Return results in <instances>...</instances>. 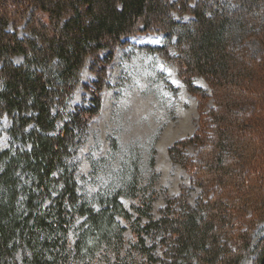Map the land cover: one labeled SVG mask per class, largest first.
Listing matches in <instances>:
<instances>
[{"label":"trees","instance_id":"trees-1","mask_svg":"<svg viewBox=\"0 0 264 264\" xmlns=\"http://www.w3.org/2000/svg\"><path fill=\"white\" fill-rule=\"evenodd\" d=\"M2 2L0 121L11 118L12 144L0 151V264H132L136 254L150 264H245L249 259L264 264V232L257 231L264 220V65L244 41L260 34L264 43V0H233L235 5L227 0ZM174 12L194 19L182 22ZM24 21L28 35L20 37ZM153 31L163 32L166 42L142 49L175 60L190 90L204 96L194 84L196 76L203 77L217 104L215 134L170 148L173 159L186 161L183 147L201 142L195 181L203 198L196 206L186 193L168 198L159 218L153 214L158 174L145 183L136 151L124 161L116 183L92 194L80 189L73 157L90 117L100 111L106 65L97 69L91 103L84 101L65 116L89 56L99 62L101 51L110 50L108 63L129 36ZM16 56L23 62L17 64ZM254 83L263 88L252 92ZM232 88L238 89L235 98ZM241 114L251 118L243 122L237 119ZM232 132H243L248 140ZM111 147L119 149L117 139ZM105 161H93L92 174ZM155 164L153 156L151 169ZM123 196L137 201L132 213L120 201ZM118 217L129 222L134 236L127 250L126 228ZM160 246L164 257L155 252Z\"/></svg>","mask_w":264,"mask_h":264},{"label":"rangeland","instance_id":"rangeland-1","mask_svg":"<svg viewBox=\"0 0 264 264\" xmlns=\"http://www.w3.org/2000/svg\"><path fill=\"white\" fill-rule=\"evenodd\" d=\"M227 2L235 5L233 0ZM193 4L190 3V6ZM0 5V10H5L2 0ZM7 9L11 8L7 5ZM174 15L185 23L194 19L188 13L174 12ZM25 25L26 21L19 26L20 37L28 35ZM13 29L11 26L10 30ZM52 30L55 31L50 28V32ZM244 41L249 53L256 57L255 60H261L264 65V43L261 35L249 36ZM165 42L166 35L163 32L140 33L129 36L124 45L116 46L108 63L105 61L111 55L110 50L101 51L99 62L94 56H89L82 70V82L68 102L65 111V116L68 117L77 105L84 101L91 103L89 100L99 78L97 69L106 65V76H104L106 85L100 92L102 103L100 111L90 117L87 135L73 157V161L78 163L77 180L82 192L85 190L92 194L103 191L117 182L116 176L123 167L124 161L136 151L141 155L145 183L152 182L154 174H158L157 182L153 186L158 193L153 208V214L157 218L162 216L161 210L166 206L168 198L186 193L188 202L192 206H196L199 199L203 198V189L195 181L197 178L195 161L199 162L202 156L201 142H192L187 147H183L188 159L186 161L179 162L173 159L170 148L177 142L188 140L193 136L201 135L203 139H208L215 134L212 114L217 107L212 88L203 77L196 76L194 84L205 90L204 96L190 90L183 81L180 65L175 60L142 49L146 46H162ZM171 54L174 56L176 53L171 50ZM23 60V56L14 58L17 64L22 63ZM243 60L247 66L252 65L246 57ZM263 74L264 72L260 70V75ZM250 87L254 93L263 88L255 83L250 84ZM237 91L238 89L233 88L230 90L233 98L236 97ZM260 97V101L262 99L264 102V94ZM250 118L247 114L237 116V119L243 122ZM11 123L12 120L8 115L0 121V151L9 148L12 144L9 134ZM232 133L237 139L248 140L243 132ZM112 139H117L119 142V149L116 151L111 147ZM212 141L209 140L207 145H212ZM153 156L156 164L154 169H151L150 160ZM104 159L106 161L100 171L92 174V162ZM120 201L131 213L133 205L137 204L135 199L124 196ZM118 221L126 228L124 249L127 250L131 247L134 236L129 222L121 217H118ZM257 231L264 232V220L258 223ZM71 238L75 242L74 231L71 233ZM147 243L149 246L153 244L151 237H147ZM162 249L161 246L156 248L157 256L164 257ZM101 256L99 254L96 261L101 260ZM19 259L22 260L21 255ZM132 264L150 263L145 257L136 254ZM245 264H253V260L249 259Z\"/></svg>","mask_w":264,"mask_h":264}]
</instances>
